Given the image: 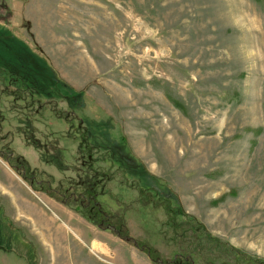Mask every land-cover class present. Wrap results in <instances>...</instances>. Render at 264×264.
Returning a JSON list of instances; mask_svg holds the SVG:
<instances>
[{"label":"rangeland","instance_id":"obj_1","mask_svg":"<svg viewBox=\"0 0 264 264\" xmlns=\"http://www.w3.org/2000/svg\"><path fill=\"white\" fill-rule=\"evenodd\" d=\"M0 76L73 112L105 154L107 162L78 158L68 125L0 97V150L52 188L66 183L79 193L92 179L88 166L100 174L111 165L110 178H97L98 201L164 260L193 246L166 239L163 212L140 208L115 170L179 205L224 245L217 258L207 245L193 251V264H264L263 3L0 0ZM63 147L62 163L52 161ZM22 173L0 157V253L15 255H0V264H151Z\"/></svg>","mask_w":264,"mask_h":264},{"label":"trees","instance_id":"obj_2","mask_svg":"<svg viewBox=\"0 0 264 264\" xmlns=\"http://www.w3.org/2000/svg\"><path fill=\"white\" fill-rule=\"evenodd\" d=\"M257 2L263 3L264 0H255ZM10 86V85H9ZM6 85V80L4 77L0 76V97L10 98L12 106L16 109L21 108L25 112L29 109H34L36 115L40 117H45L54 120L59 123L60 126L68 125L71 131L68 133V138L72 141L71 143L76 144V151L79 153L78 158L81 155L86 159V161L97 162L98 158L93 159L94 155H99L101 160L106 159L105 154L101 153L98 148L89 141V132L82 123V120L71 111L64 109H59L54 100L43 101L37 98L33 94H28L27 90L24 89H12ZM27 93V94H26ZM34 116V115H33ZM47 117V118H46ZM103 126V125H102ZM102 128V127H100ZM89 132V133H88ZM104 141L109 140V136L103 132L101 134ZM91 139V138H90ZM65 147L56 149L53 155H51V160L54 161L56 158L62 163V158H65ZM3 151V152H2ZM62 153V155L59 154ZM13 156L15 165L11 164L8 157ZM0 157L8 164L11 168L22 174H28L29 184L31 186H41L40 191L47 195V197L53 198L63 205H67V200L71 201V204L75 206V210L85 219L89 224L97 227L101 231L108 232L115 237H117L122 242L126 243L130 247L135 248L140 253H142L151 264H193L192 254L193 251L197 252L199 249H204L207 245L209 247L206 253L209 257L217 258L218 253L221 251L224 245L216 238H213L205 228L199 224V222L188 215L179 205H173L171 201L159 194L153 189L144 188L140 186L136 181L125 178V173L123 170H115V173L121 175L124 183L132 188L136 193V199L134 202L142 209H151L153 211L161 210L165 216L164 224V236L166 239L172 243L193 246V249L186 252L183 256L175 255L170 261L164 260L160 252L149 242L143 240H137L130 236L128 230L123 228L121 220L116 218V216L110 215L105 211L97 198V188L100 187L101 180L97 181L98 176L101 174L103 179L110 178V171L112 166L109 165L108 170L101 172L100 174L94 172L92 167L88 166L92 174V179L86 183L81 182L80 187L82 188L79 193L72 192L66 183H60L55 188H52V179L45 180L42 173H38L35 170H30L27 162L19 156H14L10 149L4 148L0 150ZM103 162H107L104 160ZM66 166V165H65ZM58 170L61 169L57 166ZM140 169V168H139ZM141 176L144 172L140 170L138 172ZM21 174V175H22ZM101 177V176H99ZM71 188V187H70ZM76 191V187L73 188ZM119 204L122 203L119 201ZM123 209H129L125 205H121ZM202 236L205 241L201 240ZM236 251V250H234ZM237 252V251H236ZM239 253V252H237Z\"/></svg>","mask_w":264,"mask_h":264},{"label":"crops","instance_id":"obj_3","mask_svg":"<svg viewBox=\"0 0 264 264\" xmlns=\"http://www.w3.org/2000/svg\"><path fill=\"white\" fill-rule=\"evenodd\" d=\"M6 250V249H5ZM9 251V250H8ZM2 253H0V255H4L5 256V258H8L10 261H12L13 259H14V256L15 255H13V254H7V253H5L4 251H1ZM17 260V259H16ZM1 263L2 264H4V262H3V260L1 261ZM17 263H19L18 261H17ZM20 264V263H19Z\"/></svg>","mask_w":264,"mask_h":264}]
</instances>
